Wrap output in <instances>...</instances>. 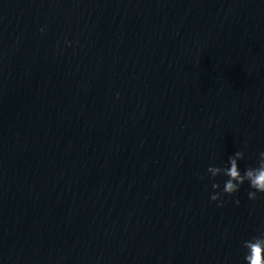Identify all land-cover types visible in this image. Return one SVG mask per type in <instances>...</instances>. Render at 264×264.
Listing matches in <instances>:
<instances>
[{
  "label": "water",
  "instance_id": "obj_1",
  "mask_svg": "<svg viewBox=\"0 0 264 264\" xmlns=\"http://www.w3.org/2000/svg\"><path fill=\"white\" fill-rule=\"evenodd\" d=\"M262 152L264 0H0V264H248Z\"/></svg>",
  "mask_w": 264,
  "mask_h": 264
},
{
  "label": "clouds",
  "instance_id": "obj_2",
  "mask_svg": "<svg viewBox=\"0 0 264 264\" xmlns=\"http://www.w3.org/2000/svg\"><path fill=\"white\" fill-rule=\"evenodd\" d=\"M236 155L240 156L241 154L237 153ZM260 157H264V152L260 153ZM208 171L213 172L212 177L215 178V174L220 169L209 167ZM226 176L228 179L224 183L223 190L229 195L237 192L245 181L249 183L251 189L255 190L248 193L250 199H256L257 192L264 193V159L259 160L257 167L245 169L243 176L238 171L235 159H231V167L226 171ZM219 187L220 185L217 183L212 184L213 189H218ZM211 199L213 201L218 200V194H213ZM248 247L251 249V254L246 257L248 264H264V242L257 240L255 243H249Z\"/></svg>",
  "mask_w": 264,
  "mask_h": 264
}]
</instances>
